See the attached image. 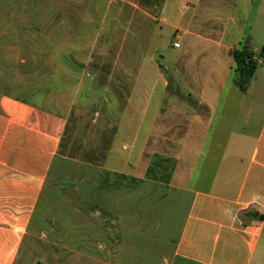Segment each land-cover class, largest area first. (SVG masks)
I'll use <instances>...</instances> for the list:
<instances>
[{"label":"crops","instance_id":"obj_1","mask_svg":"<svg viewBox=\"0 0 264 264\" xmlns=\"http://www.w3.org/2000/svg\"><path fill=\"white\" fill-rule=\"evenodd\" d=\"M0 3V264H264V84L252 94L257 68L242 92L232 56L245 42L264 49V0ZM169 31L183 41L172 59L183 87L142 136L143 70L168 90L148 53ZM94 84L127 102L112 110L119 121L98 163L160 184L162 200L125 203L119 189L112 204L71 206L62 232L36 236L28 229L72 102L99 98Z\"/></svg>","mask_w":264,"mask_h":264},{"label":"trees","instance_id":"obj_2","mask_svg":"<svg viewBox=\"0 0 264 264\" xmlns=\"http://www.w3.org/2000/svg\"><path fill=\"white\" fill-rule=\"evenodd\" d=\"M232 56L237 65L235 84L242 92H246L254 78L259 60L262 59L264 63V49L257 55L249 43L245 42L240 50L232 52ZM119 189L125 193V203L155 204L162 200L163 188L160 184L121 177L105 170L98 161L84 158L73 160L63 157L59 152L50 167L44 191L28 230L36 236L45 235L47 238L51 233L59 234L63 231V219L67 209L98 202L110 205ZM105 214L111 215L108 212ZM54 218L56 222L53 221Z\"/></svg>","mask_w":264,"mask_h":264},{"label":"rangeland","instance_id":"obj_3","mask_svg":"<svg viewBox=\"0 0 264 264\" xmlns=\"http://www.w3.org/2000/svg\"><path fill=\"white\" fill-rule=\"evenodd\" d=\"M127 15H130L127 12ZM131 18V16H130ZM123 22V21H121ZM121 28L128 29V23L120 24ZM140 26H143L141 23ZM176 43L183 45V41L177 40L173 37V33L169 31L168 37L162 42L161 47L156 51V42L154 40L153 51L150 54L151 61L154 65L163 66V76L169 83L168 90L163 86L162 80L159 78V74L155 69L149 68L143 70L142 81L144 82L147 93L152 92L149 98V114L144 120L142 126L143 132L150 126V123L156 113L160 112L164 106L170 108V106L176 103V93L181 84H178V78L174 75V69L172 59H177L184 47L179 48ZM148 47V46H147ZM262 50L257 52V55L261 54ZM203 52L195 51L193 58L198 59L199 55ZM139 61L142 58L139 56ZM162 68V67H161ZM158 66V71L161 69ZM258 67V74L256 75L255 85L252 88V94L258 93L260 86L264 84V70ZM101 72H107L112 74L111 69H100ZM162 70V69H161ZM139 71V69H138ZM258 80V81H257ZM99 87V98L92 95V99H78L73 100V111L68 117V128L64 133V139L60 147V154L63 157L73 160H80L84 158L89 161L102 162L106 157L108 151H110L113 139L115 136V126L118 123V116L112 115L114 108H123L127 102L114 101L111 99L113 93V86L110 85H91V92L97 91L96 87ZM105 86V88L103 87ZM103 90V91H102ZM103 92V93H102ZM108 93V94H107ZM105 97H110L107 99ZM162 106V107H161ZM143 140V138H142ZM104 162V161H103ZM71 197V196H70ZM73 197V196H72ZM42 250L45 248L41 247Z\"/></svg>","mask_w":264,"mask_h":264}]
</instances>
